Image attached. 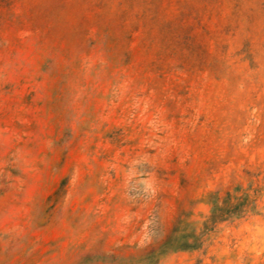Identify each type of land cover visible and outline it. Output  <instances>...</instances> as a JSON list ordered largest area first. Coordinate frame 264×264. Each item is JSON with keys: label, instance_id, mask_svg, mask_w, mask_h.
Segmentation results:
<instances>
[{"label": "rangeland", "instance_id": "374dc122", "mask_svg": "<svg viewBox=\"0 0 264 264\" xmlns=\"http://www.w3.org/2000/svg\"><path fill=\"white\" fill-rule=\"evenodd\" d=\"M0 264H264V0H0Z\"/></svg>", "mask_w": 264, "mask_h": 264}]
</instances>
